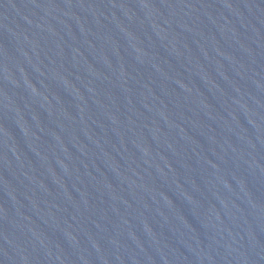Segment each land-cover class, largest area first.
<instances>
[{"label":"water","instance_id":"1","mask_svg":"<svg viewBox=\"0 0 264 264\" xmlns=\"http://www.w3.org/2000/svg\"><path fill=\"white\" fill-rule=\"evenodd\" d=\"M0 264H264V0H0Z\"/></svg>","mask_w":264,"mask_h":264}]
</instances>
